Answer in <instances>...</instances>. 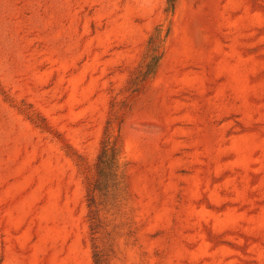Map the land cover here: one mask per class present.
<instances>
[{
    "label": "rangeland",
    "instance_id": "1",
    "mask_svg": "<svg viewBox=\"0 0 264 264\" xmlns=\"http://www.w3.org/2000/svg\"><path fill=\"white\" fill-rule=\"evenodd\" d=\"M0 264H264V0H0Z\"/></svg>",
    "mask_w": 264,
    "mask_h": 264
}]
</instances>
